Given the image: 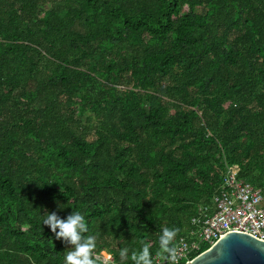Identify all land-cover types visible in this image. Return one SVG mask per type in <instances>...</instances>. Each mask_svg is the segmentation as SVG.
I'll list each match as a JSON object with an SVG mask.
<instances>
[{
    "label": "trees",
    "instance_id": "16d2710c",
    "mask_svg": "<svg viewBox=\"0 0 264 264\" xmlns=\"http://www.w3.org/2000/svg\"><path fill=\"white\" fill-rule=\"evenodd\" d=\"M230 166L264 206V0H0V264H63L72 210L160 256Z\"/></svg>",
    "mask_w": 264,
    "mask_h": 264
},
{
    "label": "built area",
    "instance_id": "2783aa9c",
    "mask_svg": "<svg viewBox=\"0 0 264 264\" xmlns=\"http://www.w3.org/2000/svg\"><path fill=\"white\" fill-rule=\"evenodd\" d=\"M235 166L227 167L211 207L192 218L196 227L189 239L179 238L176 264L190 261L204 245L210 247L226 233L237 231L264 241V206L258 188L238 178ZM204 251V250H203ZM195 255V256H196ZM153 264H163L160 256Z\"/></svg>",
    "mask_w": 264,
    "mask_h": 264
},
{
    "label": "clouds",
    "instance_id": "9594fccd",
    "mask_svg": "<svg viewBox=\"0 0 264 264\" xmlns=\"http://www.w3.org/2000/svg\"><path fill=\"white\" fill-rule=\"evenodd\" d=\"M63 207V205L61 206ZM42 225L47 226L54 238L70 247L64 255L63 264H96L93 251L96 247V237L85 235L88 226L84 215L79 211H73L65 218H60L55 212L43 215ZM177 235L175 228L161 226L157 237L159 255L163 264H176L177 248L174 239ZM130 254L128 247H123L119 256ZM132 264H153L152 254L147 244L143 245L138 253H131Z\"/></svg>",
    "mask_w": 264,
    "mask_h": 264
},
{
    "label": "water",
    "instance_id": "95a60500",
    "mask_svg": "<svg viewBox=\"0 0 264 264\" xmlns=\"http://www.w3.org/2000/svg\"><path fill=\"white\" fill-rule=\"evenodd\" d=\"M182 264H264V241L232 231Z\"/></svg>",
    "mask_w": 264,
    "mask_h": 264
},
{
    "label": "rangeland",
    "instance_id": "374dc122",
    "mask_svg": "<svg viewBox=\"0 0 264 264\" xmlns=\"http://www.w3.org/2000/svg\"><path fill=\"white\" fill-rule=\"evenodd\" d=\"M101 259L103 260V261H108V260H110V257H111V255L110 254H107V253H105V252H101Z\"/></svg>",
    "mask_w": 264,
    "mask_h": 264
}]
</instances>
